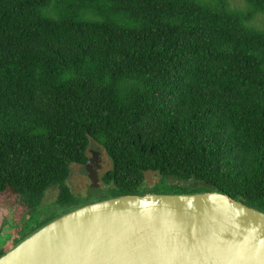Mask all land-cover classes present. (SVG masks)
Returning <instances> with one entry per match:
<instances>
[{"label": "trees", "instance_id": "obj_1", "mask_svg": "<svg viewBox=\"0 0 264 264\" xmlns=\"http://www.w3.org/2000/svg\"><path fill=\"white\" fill-rule=\"evenodd\" d=\"M243 1L0 0V197L35 222L0 257L91 202L67 184L91 139L112 197L195 192H140L156 172L264 211V0Z\"/></svg>", "mask_w": 264, "mask_h": 264}, {"label": "water", "instance_id": "obj_2", "mask_svg": "<svg viewBox=\"0 0 264 264\" xmlns=\"http://www.w3.org/2000/svg\"><path fill=\"white\" fill-rule=\"evenodd\" d=\"M0 264H264V211L218 191L100 198L46 223Z\"/></svg>", "mask_w": 264, "mask_h": 264}, {"label": "rangeland", "instance_id": "obj_3", "mask_svg": "<svg viewBox=\"0 0 264 264\" xmlns=\"http://www.w3.org/2000/svg\"><path fill=\"white\" fill-rule=\"evenodd\" d=\"M229 1L235 9L245 8L243 0ZM252 25L256 28L264 29V16L257 17L252 22ZM87 156L91 160L89 170L85 166L74 164L71 167V175L67 181L77 202L80 204L88 200L92 202L102 197L109 198L115 194L114 186L107 185L103 180V177L113 168L112 161L104 146L98 141L91 139ZM170 185L184 186L188 191L200 192L198 188L196 190L192 188V183L163 178L156 172L147 173L145 184L139 191ZM59 196V186L49 189L43 200L42 213H46L48 209L51 211ZM57 211L63 212L64 209L58 208ZM30 219L28 211L24 210L20 205L12 206L0 197V247H10L17 237L35 225V222Z\"/></svg>", "mask_w": 264, "mask_h": 264}, {"label": "flooded vegetation", "instance_id": "obj_4", "mask_svg": "<svg viewBox=\"0 0 264 264\" xmlns=\"http://www.w3.org/2000/svg\"><path fill=\"white\" fill-rule=\"evenodd\" d=\"M88 163H89V159H88ZM88 163H87L86 165H84V166H85L86 169L89 170V165H88ZM8 247H9V246H6V247H0V253L3 252V251H5Z\"/></svg>", "mask_w": 264, "mask_h": 264}]
</instances>
